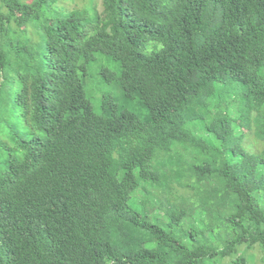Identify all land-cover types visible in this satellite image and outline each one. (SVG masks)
I'll list each match as a JSON object with an SVG mask.
<instances>
[{"label":"trees","instance_id":"16d2710c","mask_svg":"<svg viewBox=\"0 0 264 264\" xmlns=\"http://www.w3.org/2000/svg\"><path fill=\"white\" fill-rule=\"evenodd\" d=\"M58 1L0 0V264H246L256 247L264 264V0ZM96 54L121 91L98 113ZM224 99L256 113V155ZM190 153L183 196L159 173Z\"/></svg>","mask_w":264,"mask_h":264},{"label":"rangeland","instance_id":"374dc122","mask_svg":"<svg viewBox=\"0 0 264 264\" xmlns=\"http://www.w3.org/2000/svg\"><path fill=\"white\" fill-rule=\"evenodd\" d=\"M22 1L27 3V2H30L31 0H22ZM94 3L96 4L97 8L100 10L101 8L100 0H94ZM57 5H60L65 10H71L74 8H82L84 5L85 7L86 6L89 7L88 6L89 4H87V0H59L57 2ZM13 28H15V26H13ZM17 29L19 30L18 27L15 30ZM27 34L33 40H35V35L33 34L30 28L27 29ZM101 67H106L112 71H116V65L113 61H111L105 55L96 54L94 61L90 64L89 73L87 77L83 80L84 91H85L86 97L90 101L93 110L97 113L100 111V104L104 98L106 97L111 98L118 103L120 101L119 98L121 94L119 87L114 82L103 83L101 81L98 75V70ZM232 87L237 89L239 88V84L236 82L232 83ZM225 101L226 100L224 99L223 102ZM128 109L139 115H142L144 113V111L139 110L137 106H135L134 103L128 105ZM220 109L223 113H227L228 115L230 113L233 116V119L235 120L239 119L242 126L244 127V130L247 134L245 135V137H243L241 144H239L241 145L242 149L254 155L259 153L263 147V143L261 142L258 143L257 141L254 140V138H252L253 136L251 135L253 131V120L252 119L256 115V113H254L253 111H250L249 114L241 113L240 115H238V111L235 108L234 104H229L228 102L222 103V106L220 107ZM198 124H202V123L200 121H196L194 123H191L189 128L192 129L193 132L199 133V131H197ZM234 125L237 127L236 129L237 131H240V132L242 131L241 130L242 128L239 127L238 124L234 123ZM197 135L201 136V133ZM192 154L190 153V159H189V156L186 155L184 157V160H181L178 163L176 161L178 166L173 165L167 168L166 170L162 168L159 173V181L162 184H170L172 180L176 182V186H178L176 188V192L179 195L186 196V193H184V189L181 188L179 184H177V182H179L180 180L182 181L195 180L193 174L192 176L189 175L191 174L189 171V168H192L193 165L200 164L202 160L205 158V154L204 155L194 154L195 158L193 159ZM181 159H183V157ZM154 168L155 166L153 167V169ZM164 172H165V176L163 175ZM143 198H145V196H143ZM136 204H139V203H136ZM154 214H157V212H155ZM160 215L161 213H158V216ZM239 254H242L245 256L246 264H263V258H262L263 254L257 247L253 249H249V250L243 249L239 252ZM229 262H230L229 258H223V259H215L209 264H229Z\"/></svg>","mask_w":264,"mask_h":264}]
</instances>
